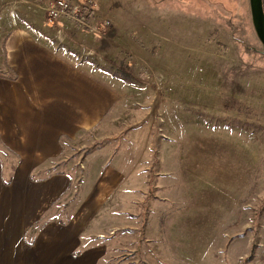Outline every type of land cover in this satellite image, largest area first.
<instances>
[{
	"label": "crops",
	"instance_id": "crops-1",
	"mask_svg": "<svg viewBox=\"0 0 264 264\" xmlns=\"http://www.w3.org/2000/svg\"><path fill=\"white\" fill-rule=\"evenodd\" d=\"M51 22L17 24L0 42V264H203L201 245L244 259L253 207L167 208L165 163L183 160L175 137L157 140L161 156L146 129L84 153L122 133L123 96L90 55L97 38L105 48L101 31ZM262 239L246 264H264Z\"/></svg>",
	"mask_w": 264,
	"mask_h": 264
},
{
	"label": "rangeland",
	"instance_id": "rangeland-1",
	"mask_svg": "<svg viewBox=\"0 0 264 264\" xmlns=\"http://www.w3.org/2000/svg\"><path fill=\"white\" fill-rule=\"evenodd\" d=\"M70 2L84 9L81 13L91 28L61 19L83 32L101 31L98 35L105 36V48L99 40L96 43L97 38L87 45L94 50L90 55L98 56L97 66L112 77L114 90L123 96L112 125L122 128V133L88 141L84 153L120 140L124 132L135 135L146 129L154 134L153 150H160L161 156L157 140L173 136L183 160L165 163L163 192L172 199L167 208L222 206L234 214L238 200L239 207L248 204L255 209L247 231L253 233L255 244L262 241L264 53L251 23L248 0ZM17 24L54 27L47 3L0 0V42L4 32ZM115 69L125 71L132 80L112 76L109 72ZM159 167L153 162L151 168ZM150 174L153 181L158 179ZM149 205L157 217L160 206ZM159 223L161 228V219ZM244 242L238 243L245 250ZM211 248L200 246L203 264H244L245 257L239 260L235 247L221 253L222 247L216 246V259ZM259 251L255 246L258 257Z\"/></svg>",
	"mask_w": 264,
	"mask_h": 264
},
{
	"label": "built area",
	"instance_id": "built-area-1",
	"mask_svg": "<svg viewBox=\"0 0 264 264\" xmlns=\"http://www.w3.org/2000/svg\"><path fill=\"white\" fill-rule=\"evenodd\" d=\"M47 3V11L49 13V21L67 17L75 21L78 27L89 28L88 21L83 17L81 10L73 5L70 0H39ZM91 28V27H90Z\"/></svg>",
	"mask_w": 264,
	"mask_h": 264
},
{
	"label": "water",
	"instance_id": "water-1",
	"mask_svg": "<svg viewBox=\"0 0 264 264\" xmlns=\"http://www.w3.org/2000/svg\"><path fill=\"white\" fill-rule=\"evenodd\" d=\"M251 23L264 53V8L263 0H248Z\"/></svg>",
	"mask_w": 264,
	"mask_h": 264
},
{
	"label": "trees",
	"instance_id": "trees-1",
	"mask_svg": "<svg viewBox=\"0 0 264 264\" xmlns=\"http://www.w3.org/2000/svg\"><path fill=\"white\" fill-rule=\"evenodd\" d=\"M263 8H264V0H263ZM112 76L120 78V79H129L132 80V78L130 77V75L128 73H126L125 71L121 70V69H115V71L113 72H109ZM256 244L253 243L251 250L249 252V254L245 257V261L244 264H246L248 261L252 260L254 257V248H255Z\"/></svg>",
	"mask_w": 264,
	"mask_h": 264
}]
</instances>
